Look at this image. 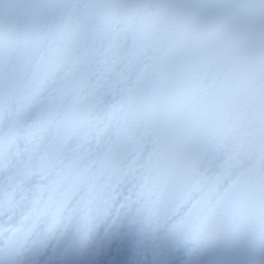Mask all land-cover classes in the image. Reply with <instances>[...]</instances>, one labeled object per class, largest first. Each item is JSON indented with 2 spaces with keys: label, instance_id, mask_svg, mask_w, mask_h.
<instances>
[{
  "label": "clouds",
  "instance_id": "1",
  "mask_svg": "<svg viewBox=\"0 0 264 264\" xmlns=\"http://www.w3.org/2000/svg\"><path fill=\"white\" fill-rule=\"evenodd\" d=\"M0 264H264V0H0Z\"/></svg>",
  "mask_w": 264,
  "mask_h": 264
}]
</instances>
